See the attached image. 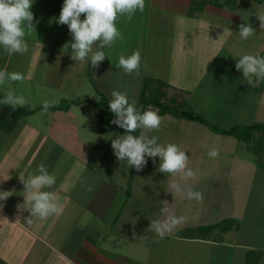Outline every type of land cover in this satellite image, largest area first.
I'll return each mask as SVG.
<instances>
[{
  "label": "crops",
  "instance_id": "obj_1",
  "mask_svg": "<svg viewBox=\"0 0 264 264\" xmlns=\"http://www.w3.org/2000/svg\"><path fill=\"white\" fill-rule=\"evenodd\" d=\"M151 1L166 10L191 17L205 9L241 17L234 13L235 7H219L212 3L201 11L191 13L192 3L198 0ZM253 1L259 4L264 2ZM33 2L63 5L64 0ZM227 7L231 10H227ZM59 49H66L68 55L71 51L70 46ZM142 57L145 68L146 61ZM90 63V59L81 63L87 79L77 83L84 90L87 88L85 84L93 86L97 95L80 94L49 101L77 100L78 103L69 110L49 108L45 112L44 103L24 107L35 109L28 115L36 116L43 111L40 116L45 119L38 120L43 124L36 125L45 131L41 133L43 139L39 141V146L47 149L46 157L53 164L54 171L50 170L49 173L56 176L55 186L45 190L57 194L63 205L61 214L51 215L47 219L34 217L32 224H27L30 212L17 208V205L25 202L24 185L19 177L20 174L25 177L36 174L38 166L33 162L35 171H31L27 167V162L31 163L29 157L21 156V153H26L25 150H19L18 143L14 149V145L10 146L13 143L5 139L15 130L11 133L0 130V191L14 190L11 197L0 201V264H264V236L261 240L246 242L241 241L240 237L254 183L257 178H264L263 167L256 156L240 154L237 150L238 140L245 141L215 132L195 121L189 120V127H192L189 129L184 119L171 114L161 115L164 117L161 130L166 128L167 131L168 128L174 132V128H177L178 137H172L171 143L186 151L190 158L189 167L196 173L188 183L194 190L203 193L202 202L189 201L179 194L174 197L167 191L169 177L158 171L161 163L159 157L155 158V163L148 158L147 165L139 172L126 162L117 160L111 140L126 133L112 123L115 116L108 103L112 99L111 92L122 91V88L112 85L117 81L114 76L116 71H111L107 57L98 68H93ZM105 67L112 75L101 79L97 73ZM139 77L141 84L138 93L129 96L135 101L140 97L145 78L166 81L163 76L148 75L145 71L140 72ZM20 82L10 84L17 88ZM166 82L168 89H180ZM4 95L0 87V99ZM20 122L16 128L23 124ZM212 149L219 151L218 158L208 156ZM171 179L178 180L179 177ZM231 181L235 183H232L229 191ZM165 200L168 202L167 212H162L165 207L162 202ZM253 211V219L258 220L259 207H254ZM169 214L183 215L185 223L163 238L148 230L152 219H164ZM223 220H229L228 226L219 225L206 235H177L184 228L212 225ZM37 243L45 246V251L38 253V263Z\"/></svg>",
  "mask_w": 264,
  "mask_h": 264
},
{
  "label": "rangeland",
  "instance_id": "obj_2",
  "mask_svg": "<svg viewBox=\"0 0 264 264\" xmlns=\"http://www.w3.org/2000/svg\"><path fill=\"white\" fill-rule=\"evenodd\" d=\"M62 6L58 3L33 4L31 10L35 17L36 32L26 36L28 53L9 55L0 46V70L19 72L24 76L17 88L9 84L1 89L4 93L12 90L17 95H23L28 106H38L45 101L77 97L80 94L97 95L93 86L85 84L86 90L78 87L77 82L87 79L82 70L84 66L81 65L82 62L72 59V50L68 55L66 49H59L73 42L68 25L58 23ZM164 8L146 0L144 12L137 11L130 22L126 17L118 20L117 27L122 32V39H118L111 48L94 47L105 52L112 66L111 71H116L114 76L117 81L112 85L122 88L123 92L133 97L140 89L139 73L145 71L148 75L163 76L166 81L178 86L180 92L165 88L168 97L181 101L186 96L184 101L187 100L188 106L202 113L211 123L223 128L235 124L264 123V102L260 99L264 96V91L258 89L260 81L257 82L254 78L249 85L244 80L242 71H237L235 67L238 57L232 56L234 53L264 56V29L260 28V21L255 15L257 8H264V2L259 4L253 0H238L234 13L240 18L207 9L191 17ZM227 10L231 9L227 7ZM84 18L85 15L82 14L81 19ZM241 23H251L256 34L242 40L238 33ZM224 29L229 31L224 32ZM136 50L140 51L141 57L144 56L148 67L143 68L145 62L142 57L139 71L126 74L122 68L117 67L119 57H127ZM111 71L108 73L105 67L97 76L101 79L110 77ZM40 114L24 116L21 119L23 124L13 134H7L9 136H5V139L13 143L10 146L14 145V149L18 143V149L25 150L26 153H21V156L26 159L29 157L31 163L27 162V167L31 171H35L34 162L37 166L44 163L50 172L53 171V164L46 157L48 151L39 146V141L43 139L41 133H45L42 127L36 126L43 124L38 123L39 119H45ZM184 120L191 129L188 124L190 121ZM30 127L32 128L29 130ZM176 130L174 128L173 132L168 128L167 131L166 128H160L149 135L157 136L159 143L167 144L172 142V137L176 136L177 139ZM250 132V141L238 140L237 150L240 154L256 156L264 170V132L258 129ZM232 183L235 182H229V191ZM254 185L249 196L247 216L241 224L243 228L240 237L245 242L258 241L264 236V178H257ZM254 207H259L261 215L259 214L258 220L253 219ZM36 250L38 263V253L44 252L45 246L37 243Z\"/></svg>",
  "mask_w": 264,
  "mask_h": 264
},
{
  "label": "clouds",
  "instance_id": "obj_3",
  "mask_svg": "<svg viewBox=\"0 0 264 264\" xmlns=\"http://www.w3.org/2000/svg\"><path fill=\"white\" fill-rule=\"evenodd\" d=\"M33 3V0H0V46L5 53H28L26 36L36 32L35 17L31 10ZM145 7L146 0H64L58 23L68 25L73 37V42H69L64 48L70 46L73 60L83 62L90 59L91 66L98 68L108 56L102 50L94 51V47L111 48L118 39L123 38L117 27L118 20L126 17L130 22L136 12H144ZM82 14L85 15L84 19H81ZM255 15L260 21V28L264 29V8H257ZM226 31L229 29H224V32ZM238 33L242 40H247L256 34V30L251 23H241ZM232 56L238 57L235 67L237 71H242L244 80L249 85L253 83L254 78L257 82L264 81V56L241 53H234ZM141 60V53L136 50L127 57L121 55L117 67L130 75L139 71ZM23 79L22 73L0 70V87ZM111 97L108 106L115 116L112 123L123 128L126 133L111 140L117 160L126 162L130 168L139 172L147 165L148 158H152L155 163V158L159 157L161 163L158 171L169 177L167 191L174 197L179 194L189 201L202 202L203 193L194 190L188 183L195 178L196 173L189 167L190 158L186 151L174 143H159V137L149 135L160 130L164 117L151 107L144 111L139 110L136 101L130 99L126 92L113 90ZM260 99L264 102V96ZM0 104L18 110L27 106L28 101L23 95L8 90L3 99H0ZM53 106L54 102L45 101L43 109L47 112ZM136 132H139V135L133 134ZM219 155L216 149L208 152V156L213 159ZM172 177L179 179L173 180ZM19 178L24 185L25 202L17 205V208L30 212V217L26 219L27 224L31 225L34 217L47 219L51 215L62 213L63 205L59 202L57 194L45 190L55 186L56 176L50 174L43 163L37 167L36 174L27 177L20 174ZM13 192L14 190L0 191V201L7 200ZM167 203L166 200L162 202L165 205L162 212H167ZM185 220L183 215L169 214L164 219H152L148 230L163 238L165 234L182 226Z\"/></svg>",
  "mask_w": 264,
  "mask_h": 264
},
{
  "label": "trees",
  "instance_id": "obj_4",
  "mask_svg": "<svg viewBox=\"0 0 264 264\" xmlns=\"http://www.w3.org/2000/svg\"><path fill=\"white\" fill-rule=\"evenodd\" d=\"M244 1V0H243ZM237 0H198L191 5V13L201 11L208 3L215 4L219 7L229 6L235 7ZM168 83L161 78L147 77L145 78L140 97L136 100V106L139 110L144 111L150 107L157 109L160 115L171 114L177 118L195 121L207 125L213 131L235 136L243 141H250L251 130L258 129L264 132V123L255 122L249 125L235 124L229 128H223L217 124L209 122L202 113L188 106L186 101H178L175 97H168L165 88ZM259 90L264 91V81H260ZM103 100H106L103 98ZM86 102L87 100H83ZM55 106L50 107L52 110H69L72 105L78 103L77 100L60 99L55 101ZM35 109L20 108L12 110L10 107L0 104V130L5 133H11L15 130L20 120L32 113ZM138 135L139 132L134 133ZM233 221V220H232ZM223 222V223H222ZM216 224L188 227L177 232L180 237H197L198 235H206L211 233L219 225H227L229 220H223Z\"/></svg>",
  "mask_w": 264,
  "mask_h": 264
}]
</instances>
